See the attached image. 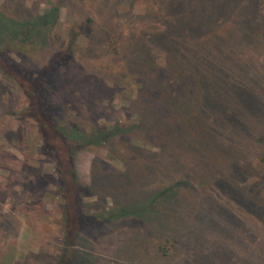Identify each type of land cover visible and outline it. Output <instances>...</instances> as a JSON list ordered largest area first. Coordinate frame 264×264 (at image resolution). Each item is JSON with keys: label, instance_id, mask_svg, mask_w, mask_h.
I'll use <instances>...</instances> for the list:
<instances>
[{"label": "rangeland", "instance_id": "1", "mask_svg": "<svg viewBox=\"0 0 264 264\" xmlns=\"http://www.w3.org/2000/svg\"><path fill=\"white\" fill-rule=\"evenodd\" d=\"M0 6L18 18L56 9L46 44L24 57L31 70L43 67L47 50L68 43L70 28L80 32L48 92L64 108V126L137 124L129 139H114L118 149L74 154L79 182L89 188L81 198L88 219L134 202L120 193L105 197L96 186L97 171L106 177L152 168L130 186L143 195L193 174L192 185L179 184L178 194L166 200L167 207L176 200L173 207L156 217L128 215L96 228L86 253L89 264H250L251 252L264 245V214L249 213L264 208V163L255 164L262 145L248 148L244 136L250 137V126H259L264 112V34L252 33L264 27V0H0ZM205 26L213 35L202 31ZM206 39L211 45L201 43ZM152 41L166 48L180 44L189 52L186 66L182 56L165 48L158 52ZM224 42L231 45L223 48ZM120 43L124 49L116 53L113 45ZM140 50L150 66L152 59L158 63L152 81L141 85L131 81L129 66ZM11 59L21 63L15 54ZM254 88L256 99L248 102ZM69 91L76 105L67 104ZM26 104L21 88L0 73V264H57L64 246V200L54 160L39 150L36 123L19 114ZM153 109H160L158 116ZM223 120L229 132L214 136L211 125L226 129ZM204 179L211 190L185 212ZM237 185L256 193L252 202L238 194ZM158 233L168 234L169 241Z\"/></svg>", "mask_w": 264, "mask_h": 264}, {"label": "trees", "instance_id": "2", "mask_svg": "<svg viewBox=\"0 0 264 264\" xmlns=\"http://www.w3.org/2000/svg\"><path fill=\"white\" fill-rule=\"evenodd\" d=\"M56 16L57 12L54 6L51 8L47 7L42 12L37 11L36 13L20 18L14 16L9 10H4L2 6H0V73L14 81L25 94L27 104L25 108L21 109L19 114L30 118L36 123L41 139V146L39 150L42 154L51 156L54 160L55 171L58 177L57 192L64 200V246L61 249L62 253L57 264H89L91 258H88L86 253L90 249V240L92 242L91 238H96V236L93 235L96 228L108 225L111 221L128 215H131L132 217L138 216L139 218L156 217L167 207L166 200H169L172 196L178 194V191H176L175 188L179 184H184L186 188L192 185L190 180L193 174L185 172L180 176L176 184L169 185L167 187L160 186L153 191L146 193V195H143L138 191L130 189V186L136 177L144 179L147 178V174H149L150 171H153L152 168L146 167L143 171L134 170L128 175L106 177L100 175L97 171L99 184L96 183V186L99 185L102 188V193L106 192L104 194L105 197H111V195L113 196L111 192H114L115 194L120 193V195L124 198L134 202L129 206L123 205L120 206L119 209L110 210L106 214H102L101 217L91 216L89 219L87 218L86 210H82L84 204L82 205L81 198L89 192V188L79 182L74 164V154L82 149H104L105 147L118 149V144H114V139L120 135L122 140L129 139L132 135L131 130L137 127V124L135 122L131 123L130 128L128 129H126L124 127L125 125L120 121H116L110 126H106L104 124L91 126L88 130L75 122L69 123L68 128L64 126L66 123L65 121L67 120L64 108L61 107V103L57 101L54 96H49L48 92L50 89H53L51 84L57 70L68 65L69 58L74 51L75 42L80 32L78 30L75 31L74 28H70L67 32L68 43L62 48H52L47 50V61L39 70H31L23 63L24 57L28 58L29 52L32 50L31 48H40L41 45L46 44L44 38H47V34H49L52 30ZM204 28L205 29L202 30L204 33L208 32L207 34L213 35V28L206 26ZM252 33L262 36L264 34V27L259 30H254ZM201 43L206 46L211 45L208 42V39L203 40ZM155 44V48H157L158 52L164 51L165 48L166 50H169L171 55H177L180 58L182 56L183 61L180 62L181 66H186L184 64L188 63L189 60L184 54H189V52L181 48L180 44L172 43L171 46L166 48L163 47L162 44L152 41V45ZM228 44L230 43L224 42L221 46L225 48L224 46H227ZM236 45L242 46L239 43H236ZM96 46H98L97 50L101 48L100 44H96L95 47ZM122 46H124L123 43H120V46L115 44L113 45V50L118 53L117 49H120ZM122 49H124V47H122ZM94 50L96 51V48H94ZM141 53L142 51L140 50V52L132 55L129 59L131 81L139 85L150 83L152 81L151 77L153 76V73L151 71L154 70L153 66L158 64L157 61L152 59L151 62L155 63L150 66V58H145ZM11 54L19 56L21 58V63L12 60ZM189 64L193 66L190 62ZM70 91L74 90L71 89ZM70 91L68 92L67 104L69 105L70 103L76 105L73 97L70 95ZM51 94H53V90ZM255 94L256 88L248 91V102H253V100L256 99ZM204 96L206 97V93H204ZM260 103H264V99L261 100ZM155 110L156 109H153L151 112L155 113ZM159 110L160 109H158V111ZM163 110L166 111L163 107L159 112L161 113ZM158 111L156 110L154 116H158ZM76 112L79 114V110H76ZM145 114L146 112L141 114L139 117H144ZM262 115V121L259 126H256L255 128H251L253 125L250 126V137L244 135L247 137L246 145H250V148L262 145V149L256 155L258 157L255 164L264 163V112ZM140 118L135 121L140 122ZM223 123L226 129H223L221 127V123L218 122L211 125V128L214 131L212 132L214 136L217 134L220 135L218 131L225 133L229 132L230 127L228 123L224 120ZM160 124H162V122H160L158 126ZM140 138L141 137L138 136V140H140ZM232 139L238 140L234 138ZM178 142L180 143L181 141L177 140L176 144H178ZM100 181L103 184L102 186ZM211 188V185L208 184L206 179L200 181L194 193L195 195H191V198L194 199H189V208L185 207V212L189 209L191 211L194 206H197L201 199L207 196V193L211 190ZM236 188L239 195H248V197L246 196L248 198V202H252L251 198L256 193L253 191H247L245 189L247 187H243L242 185H237ZM260 191H263V189ZM231 194L238 196L237 193H234V191H232ZM180 196L181 194L179 197ZM175 201H171L168 207H173L172 204H174ZM261 208L262 213H252L251 210H249V213L264 214V208L262 206ZM174 212L177 211L174 210ZM181 220L182 218L179 217V221ZM89 226L92 228H88ZM158 234L165 236V242L169 241L168 234ZM250 241L253 245H260L258 241H255L251 234ZM161 248L162 247H160V249ZM249 258L251 260L250 264H264L263 242H261L260 251L256 253L251 252Z\"/></svg>", "mask_w": 264, "mask_h": 264}]
</instances>
